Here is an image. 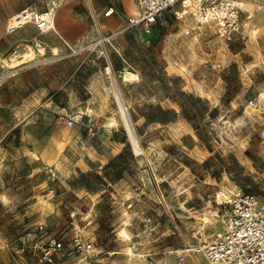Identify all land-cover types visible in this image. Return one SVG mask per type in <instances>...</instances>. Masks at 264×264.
Here are the masks:
<instances>
[{
  "label": "rangeland",
  "instance_id": "374dc122",
  "mask_svg": "<svg viewBox=\"0 0 264 264\" xmlns=\"http://www.w3.org/2000/svg\"><path fill=\"white\" fill-rule=\"evenodd\" d=\"M228 1L244 23L230 41L179 3L143 42H106L132 0H0V264H41L48 236L92 244V264H205L193 250L224 197L264 203V0ZM28 8L56 32L8 30Z\"/></svg>",
  "mask_w": 264,
  "mask_h": 264
},
{
  "label": "built area",
  "instance_id": "2783aa9c",
  "mask_svg": "<svg viewBox=\"0 0 264 264\" xmlns=\"http://www.w3.org/2000/svg\"><path fill=\"white\" fill-rule=\"evenodd\" d=\"M179 3L200 24L209 25L212 32L225 41H230L243 30L244 23L236 7L228 0H134L135 13L127 18L121 29L103 40L108 42L115 35L131 30L138 32V38L143 42L161 25L162 14ZM113 12L109 8L104 16L107 17ZM43 15L37 10L25 9L16 15L10 30L32 26L41 34L52 31V22ZM249 105H253V102L250 101ZM81 120L82 115L75 113L66 117L64 123L67 128H71ZM222 206L228 210L221 229L193 252L200 254L205 264H264V203H260L250 193L237 191L224 197ZM43 229L42 225L37 227L39 234ZM92 251V244L79 238L65 244L48 236L41 249L39 261L41 264H53L56 257L72 256L77 257L81 264H92ZM177 264H185L183 258L179 257Z\"/></svg>",
  "mask_w": 264,
  "mask_h": 264
},
{
  "label": "bare ground",
  "instance_id": "6f19581e",
  "mask_svg": "<svg viewBox=\"0 0 264 264\" xmlns=\"http://www.w3.org/2000/svg\"><path fill=\"white\" fill-rule=\"evenodd\" d=\"M133 3V2H132ZM233 4V3H232ZM133 8H134V10L132 11V14H134L135 13V5H134V3H133ZM18 14V13H17ZM16 14V15H17ZM16 15H14V16H11L10 18H9V20H8V25H9V27H8V30H10V25H12L13 23H15V19L17 18L16 17ZM43 17L44 18H47L48 20H49V22H52V31H54V32H56V28H55V19L53 18V16H52V14H47V13H44V15H43ZM28 50H29V48H28ZM31 53V52H30ZM58 56V55H57ZM57 56H55V57H57ZM138 80H140L139 79V77H138V75L137 74H134V73H132V72H129V71H125V72H123L122 73V75H121V81L123 82V83H125V84H130V83H134V82H137ZM113 95H114V100H115V103H116V105H117V107H118V109H119V113H120V115H121V118L123 119V122H124V125H125V128H126V130H127V132H128V135H129V137H130V139H131V142H132V144H133V147L135 148L136 147V141H134V139H133V135L131 134V129H130V126H129V124H128V121L126 120V118H125V111H124V108H123V105H122V103H121V100H120V97L114 92L113 93Z\"/></svg>",
  "mask_w": 264,
  "mask_h": 264
},
{
  "label": "crops",
  "instance_id": "0c3cea01",
  "mask_svg": "<svg viewBox=\"0 0 264 264\" xmlns=\"http://www.w3.org/2000/svg\"><path fill=\"white\" fill-rule=\"evenodd\" d=\"M132 1H133V3H134V0H132ZM123 2H126V0H123ZM134 5H135V4H134ZM114 7H115V6L113 5V6H109L108 8H106V9H105V12H106L109 8H112V9L114 10V12H113V14H111V15H109V16H107V17L104 16V18L110 20V25H112V26H115V24H116V22H117V19H115L113 16L116 15V14H118V10H116ZM128 10H129V9H128ZM105 12H104V13H105ZM129 12H130V11H129ZM131 15H133V14H131V12H130V14H127V15L125 16V18H124V23H123V25L121 26V28L124 26V24H125L127 18L130 17ZM120 18H121V17H120ZM122 19H123V18H122Z\"/></svg>",
  "mask_w": 264,
  "mask_h": 264
},
{
  "label": "trees",
  "instance_id": "16d2710c",
  "mask_svg": "<svg viewBox=\"0 0 264 264\" xmlns=\"http://www.w3.org/2000/svg\"><path fill=\"white\" fill-rule=\"evenodd\" d=\"M159 111H160V110H159ZM182 112H185V111H182ZM147 121H148V122H153L152 119H151V121H149V119H148Z\"/></svg>",
  "mask_w": 264,
  "mask_h": 264
}]
</instances>
